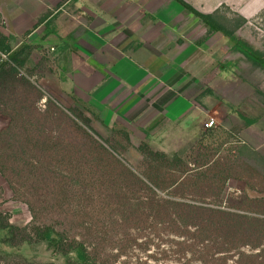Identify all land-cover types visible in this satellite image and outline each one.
Here are the masks:
<instances>
[{
  "label": "rangeland",
  "instance_id": "obj_1",
  "mask_svg": "<svg viewBox=\"0 0 264 264\" xmlns=\"http://www.w3.org/2000/svg\"><path fill=\"white\" fill-rule=\"evenodd\" d=\"M183 1L212 14L237 39L264 53V0ZM159 14L172 16L168 26L159 22ZM132 18L141 20L147 44L140 41L146 37L122 34ZM113 22L121 29L117 36L111 33ZM161 26L169 28L170 36L165 31L157 35ZM28 30L32 32L27 36ZM0 31L10 36L14 49L25 43L33 47L21 71L35 88L21 85L0 93V101L6 103L1 107L7 113L0 111V163L13 182L0 172V211L12 224L49 225L67 231L86 240L105 264H237V253L227 261L221 252L225 249L219 246L220 236H215L216 244L205 248L193 239L194 229L188 231L180 224V213L186 214L180 202L194 187L181 190L174 185L157 191L142 177L137 182L131 175L119 178L105 170L93 171L90 137L97 136L92 132L88 137L74 136L66 112L59 108L84 110L108 147L135 171L143 172L145 159L140 144L135 145L131 137L134 129L106 117L111 104H100L102 99L97 100L91 91L85 95L92 84L83 73L97 70L100 51L111 44H126L128 52L148 46L161 58L155 59L162 64L160 73H165L160 74L161 86H171L192 109L182 122L169 127L163 124L153 135L145 133V141L156 151L182 156L187 169L198 175L207 168L225 171V187L204 182L196 188V201L240 207L247 211L245 215L264 219V69L235 50L230 37L212 31L174 0H0ZM16 95H46L37 104L42 111L47 99L53 101L56 145L50 152L33 149L32 140L23 138V127L10 131V116L15 111L24 115L33 138L39 129L50 127L35 104L21 105ZM178 107L176 111L187 108L183 98ZM34 155L39 163L32 167ZM72 159L83 166L72 168ZM186 170L169 173L168 181L182 177ZM247 198L260 201L249 203ZM242 226L249 242H264L249 223ZM6 251L12 253L2 256L7 264H66L68 259L47 240ZM243 263L264 261L254 256L244 257Z\"/></svg>",
  "mask_w": 264,
  "mask_h": 264
},
{
  "label": "trees",
  "instance_id": "obj_2",
  "mask_svg": "<svg viewBox=\"0 0 264 264\" xmlns=\"http://www.w3.org/2000/svg\"><path fill=\"white\" fill-rule=\"evenodd\" d=\"M174 1L199 16L212 31H221L230 37L235 43V50L244 54L255 66L264 69V53L254 49L248 43L237 39L234 32L222 26L212 14L201 13L183 0ZM31 32L32 30H28L26 35L28 36ZM32 51L33 47L28 43H25L19 49H14L10 36L0 31V93L17 90L21 85L35 88L33 82L27 79L21 71L28 63ZM45 96L25 95L22 97V95H16L14 98L20 100L22 102L21 105L35 104L38 115L47 118L50 123L48 131L39 129L40 133L34 138L31 137L29 123L23 120L24 115L20 111H15V115L10 116V127H12L10 131L23 127V138L26 137L27 140H32L33 149L50 152L54 148V145H56L55 138L53 137V101L50 98L47 99L48 105L45 111L37 108V104ZM4 105L6 103L4 104L0 101V111L7 114L3 107H1ZM59 111L62 113L66 112V116L70 121L69 128L74 136L81 134L88 137L89 132L97 136V138L90 137L92 141V155L90 156L92 164L90 168L93 171L99 172L105 170L108 172L107 175H113L114 177L117 175L119 178L123 175H131L137 182L141 181L142 177L150 184L152 189L157 191L174 185H177L181 190H186L189 186L194 187L195 189L190 191L192 193H187L186 191V194H190V196L183 197V201L180 202L182 211L186 212V214L180 213L179 215V222L183 225L184 229L187 228L188 231L194 229L191 234L195 236L193 239L200 240L206 248L212 246V244H216L217 240H215V236H220L221 241L219 246L225 249L221 250V252H225L224 256L227 257V261L230 259L229 255L236 253L239 255L237 264H244V257L256 256L261 262L264 261V242L256 245L249 242L250 239H247L249 236L244 235L245 227L242 226L244 223H249L257 230L256 235L258 238L264 240V219L245 215L247 211L240 207L233 209L219 204L200 203L195 200L198 197L196 188L204 182H212L214 185L222 186V188L225 187L227 178L224 177V170L214 171L212 168H207L206 171L198 175L196 171L187 169V162L182 156L176 154L171 157L163 151L152 149L147 142H143L138 149L145 159V170L141 173L137 172L133 166L126 164L121 156L108 147V141L92 127L91 119L86 115L84 110L74 106L67 109L59 108ZM253 122V120L248 119L249 124H253ZM124 134L125 138L129 141V133L125 132ZM72 154L74 157L76 156L75 153ZM35 156L31 163L32 167L39 163L37 159L38 155ZM74 162L73 159L69 162L72 168L83 166V163H76L75 165ZM250 168L252 169L253 167L250 166ZM181 169H187L185 175L182 177L178 176L172 182H169V173L181 171ZM0 172L13 184L5 167L1 163ZM13 189H15L14 185ZM91 197L92 195H89V198ZM186 198L194 200L191 201ZM247 200L249 203L260 201L259 199L252 198H247ZM37 240H47L53 244L59 253L68 258L66 264H105L104 261L97 257L95 249L90 247L86 240L73 237L67 231H59L49 225H32L30 227L14 225L10 222L9 216L0 211V264H7L3 261V255L12 254L6 251V248H20L24 244ZM244 246L249 247L252 251L247 252L242 248ZM255 249L258 250L255 251Z\"/></svg>",
  "mask_w": 264,
  "mask_h": 264
},
{
  "label": "crops",
  "instance_id": "obj_3",
  "mask_svg": "<svg viewBox=\"0 0 264 264\" xmlns=\"http://www.w3.org/2000/svg\"><path fill=\"white\" fill-rule=\"evenodd\" d=\"M171 18L172 16L168 14L167 16L160 15L158 20L163 26H168ZM130 20V27L122 29L124 30L122 34H128L130 37L136 34L139 37H146L145 29L140 24L141 20L134 18ZM111 24L112 35L121 34L119 33L121 29L115 26L116 23ZM163 26L158 29L157 35L162 36L165 31L167 36H170L169 28ZM130 41L132 43V40ZM140 41L144 45L149 42L147 37ZM122 45L111 44L109 49L100 51V58L96 62L97 70L91 74L83 73L85 79L88 82L91 81L92 84L85 95H90L91 91L94 95H98L97 100L102 99L99 101L100 104H111L112 109H108L106 117L111 116L116 121L119 119L127 127L133 128L134 130H131L134 131L131 132L133 142L135 145H141L147 141L145 133L153 135L162 130L163 124L169 127L182 122L190 113L192 106H189L185 97L171 89V86L168 89L161 86L159 80L162 81L163 77L160 75L163 73H160L162 64L155 61L159 56L157 57L148 50V46L128 52L125 49L126 44ZM98 46L103 47V44H98ZM154 67L159 68L156 70ZM158 70L159 75L156 74ZM181 98L186 102L187 108L176 111V109L179 110L178 101Z\"/></svg>",
  "mask_w": 264,
  "mask_h": 264
},
{
  "label": "built area",
  "instance_id": "obj_4",
  "mask_svg": "<svg viewBox=\"0 0 264 264\" xmlns=\"http://www.w3.org/2000/svg\"><path fill=\"white\" fill-rule=\"evenodd\" d=\"M213 125V121L208 123V126L211 127Z\"/></svg>",
  "mask_w": 264,
  "mask_h": 264
}]
</instances>
